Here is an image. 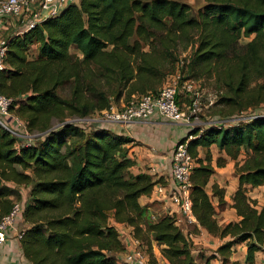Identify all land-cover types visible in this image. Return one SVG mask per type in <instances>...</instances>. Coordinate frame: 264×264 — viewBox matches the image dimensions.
<instances>
[{"label":"trees","instance_id":"trees-1","mask_svg":"<svg viewBox=\"0 0 264 264\" xmlns=\"http://www.w3.org/2000/svg\"><path fill=\"white\" fill-rule=\"evenodd\" d=\"M204 1L194 17L180 0H78L30 29L21 23L5 35L0 92L12 98L10 110L26 121L27 130L38 134L17 146L16 137L0 126V217L11 208L10 197L20 198L16 186L25 185L27 227L20 245L30 264H121L126 247L116 224L132 228L149 264H159L153 243L163 264H197L192 240L174 217L143 224L146 207L139 198L164 182L129 171L135 160L126 145L135 140L114 129L115 123L69 119L99 114L111 97L156 93L168 73L160 61L172 58L180 36L195 35L185 64L190 77L213 75L225 91L220 101L237 111L264 104V0ZM134 35L148 50L138 40L129 42ZM241 37L247 39L243 46ZM35 44L37 56L28 59ZM176 101L180 107L177 94ZM245 116L228 126L190 128L176 143L186 142L198 163L190 178L197 223L230 238L216 249L222 264L235 243L246 242L249 264L264 243V204L246 194L248 187L264 186V106ZM3 122L15 130L10 117ZM212 145L233 160L244 154L235 163L238 187L231 204L239 220L222 227L205 190L215 172ZM199 147L205 149L202 158ZM219 160L217 167L224 165ZM223 194L213 183L219 204Z\"/></svg>","mask_w":264,"mask_h":264},{"label":"built area","instance_id":"built-area-1","mask_svg":"<svg viewBox=\"0 0 264 264\" xmlns=\"http://www.w3.org/2000/svg\"><path fill=\"white\" fill-rule=\"evenodd\" d=\"M78 0H0V16L19 20L24 24V30L30 29L35 24L53 17L70 3ZM23 30V31H24ZM6 42L0 39V71L6 67L4 57L6 53ZM176 87L174 84L165 82L156 93H145L135 100L130 101L123 107H116L111 104L108 108L100 111L99 117L89 119L90 121L127 123L134 119H148L157 114L165 119L192 126L195 123L197 103L193 101L187 108L188 113L182 110L176 101ZM12 98L0 92V126L5 128L13 137L22 139L23 143H29L32 138L28 135L26 121L19 118L10 110ZM10 117L15 124V130L3 122ZM247 118V117H242ZM240 118L212 119L205 127L228 126ZM204 128V127H203ZM20 130V132H19ZM27 139H26V138ZM192 136L190 135L189 138ZM15 144L18 146L17 142ZM198 163L188 151L187 143H178L171 153L170 176L171 183H156L151 195L168 201L166 205L167 215L174 217L175 224L183 231L189 229L196 219L192 212L191 199V174ZM22 211V203L18 200L12 202L9 211L0 217V244L6 240V231L16 220ZM22 233L19 237L21 238ZM133 248L126 250L121 258L122 264H149L148 256L139 247V240L132 239ZM25 264V263H23Z\"/></svg>","mask_w":264,"mask_h":264},{"label":"rangeland","instance_id":"rangeland-1","mask_svg":"<svg viewBox=\"0 0 264 264\" xmlns=\"http://www.w3.org/2000/svg\"><path fill=\"white\" fill-rule=\"evenodd\" d=\"M184 3H186L189 6V13L197 17L198 11L201 9L202 5L205 3L204 0H180ZM4 18V17H1ZM9 21H12L16 24H21L20 21L16 19L10 18ZM16 30H19V28H16ZM0 39H4L5 35L8 33L0 32ZM161 34V32H157L156 35ZM134 40H138L140 43H142L143 48L145 50H148L147 46L144 45L145 43L142 41V39L138 36H132L129 40L130 43H132ZM195 40V35L192 38H185L183 36L179 37V40L177 42L176 48L172 51V58L167 60H161L160 64L162 67H164L165 70H167V74L163 80V83L168 82L171 84H174L176 87V93L178 97V102L180 104V107L182 110L188 113V106L193 102L196 101L197 103V111H196V118L195 123L190 128H203L207 125V122L209 120H212V118L217 117L218 119H228V118H240L239 120H242V117H246L245 115H248L250 111H252L253 108L262 107L264 104L260 105H252L251 107L244 109V110H235L236 108L229 107L228 105L224 104L220 101V98L222 94H224V90L219 88L218 82L216 78L213 75L204 74L200 77H190L189 73L186 72L185 64L187 61V57L189 55L190 50L192 49V43ZM247 39L241 37L240 41L238 42L239 45H244ZM69 52L72 54H77V56L81 57V54L73 47L69 48ZM37 56V47L36 44L32 45L28 50V59L36 58ZM162 83V84H163ZM160 85V87L162 86ZM159 87V88H160ZM67 88H64L62 94L67 95ZM135 100V97H130L129 100H125L124 95L119 97L117 100H115L114 97H111V102L116 107H123V105H126L130 101ZM15 115H17L19 118H21L15 111H12ZM92 117H99V114H91L89 117H85L79 120L78 117L74 116L73 118H70L71 121H87L91 119ZM22 119V118H21ZM56 123V121L54 120ZM28 135H31L32 137L36 136L38 134L37 131H29L27 130ZM26 138V137H25ZM27 139V138H26ZM16 142L18 145L22 144L21 137L16 138ZM135 145L133 144H127L126 147L128 149L132 148ZM216 148H214L215 151ZM216 154V152H214ZM243 152L240 153V156H238L237 160L231 159L229 156L227 157H217V159H220V162L225 163L227 160L230 162H233V173L235 174V163L241 162L243 159ZM137 161L135 160L134 166H132L129 171L133 174L142 172L144 170H148V168L145 167V169L142 167V165H145L146 158H138V155H136ZM216 163V159H215ZM216 165V164H215ZM145 172V171H144ZM147 173V172H145ZM149 174V173H148ZM150 175V174H149ZM215 183V182H214ZM26 186L23 185V188ZM223 192H226V189L224 187H220ZM205 190L207 194L210 196L212 205H213V217L217 224H219L221 227L224 226L228 222H237L239 220H231L232 212L236 214L235 209L232 210L230 208L232 204V196H231V203H226L224 200L223 203H218L217 198L216 201L213 199L212 196V185L206 186ZM246 194L251 199H254L257 201L258 205L264 204V186L261 188L256 189H248L246 188ZM223 194V199H224ZM154 198H157L155 195H151ZM23 201V199L21 200ZM163 216V213L161 211H151L147 208L144 209L142 219L143 224H149L151 222L156 221L159 217ZM237 216V214H236ZM206 230V229H205ZM188 235L190 238H193L192 240V250L191 254L194 256L196 262H204L207 258H209L211 261L212 255H216L217 257H221L218 253H216V249L218 246L226 242L227 240H230L228 236L221 238L218 235L210 234L207 230L206 232H203V235L201 234L200 230H197L194 226H189V229L187 230ZM122 239H125L127 232H120L119 234ZM146 235V234H145ZM151 234H149L150 236ZM197 239V240H196ZM125 241V240H124ZM145 242V241H143ZM153 243V242H152ZM155 244V243H154ZM156 245V244H155ZM144 248L146 249L145 244L143 243ZM245 248L247 249L246 242H238L235 243L232 248ZM154 247V246H153ZM231 248V249H232ZM231 251V250H230ZM228 254V253H227ZM123 255V253H122ZM122 256L119 258L120 263L122 264L121 260ZM212 258V259H211Z\"/></svg>","mask_w":264,"mask_h":264},{"label":"crops","instance_id":"crops-1","mask_svg":"<svg viewBox=\"0 0 264 264\" xmlns=\"http://www.w3.org/2000/svg\"><path fill=\"white\" fill-rule=\"evenodd\" d=\"M0 16V32L10 33L18 31L16 28L21 27V24H16L12 21H9L10 18ZM1 35V34H0ZM114 129H117L118 132H122L125 135L132 137L135 140V145L129 149V155L137 161L136 155L138 158H146L145 165L142 167L148 170L145 172L152 175L154 179L162 177V182L164 184L171 183L170 176V161L171 153L174 146L179 139L186 136L187 132L190 129V126L185 125L180 122L171 121L165 119L157 114L149 117L148 119H134L127 123H116L113 126ZM214 145L210 146L209 151L212 155V165L215 168L214 174L210 177L207 186H211L214 182L219 187H224L226 192L224 193V200L226 203H231V196L238 187L237 176L233 173V162L226 161L223 166L217 167L215 165V159L217 157H227L228 155ZM216 152V154H214ZM205 149L202 147L198 148V157H203ZM142 171V172H144ZM14 187V184H9ZM263 186V185H262ZM262 186L257 187H248V189L261 188ZM20 198L10 197L11 200H18L21 203L24 201V198L27 196L28 188H23V185L16 186ZM23 199V201H21ZM216 201V197H213ZM139 203L145 206L148 210L161 211L163 215L167 214L166 205H169L168 201H163L161 198H154L151 195L141 196L139 198ZM231 210L233 209L230 208ZM231 220H238V216L232 212ZM116 229L118 233L124 232L126 235L125 239H122V242L125 244L126 250H129L134 247L132 244V228L130 226L116 224ZM197 228V230L206 232L197 221L192 225ZM27 227V224L23 220L22 211L16 217L15 223L8 228L6 231V240L0 244V264H30L22 254V248L20 245V233L22 230ZM186 232V230H183ZM119 237H121L119 235ZM193 240V238H191ZM125 240V241H124ZM197 240V239H196ZM153 252L157 257L159 264H163L164 261L160 257L159 248L153 243ZM246 249L232 248L228 255L225 257V262L223 264H249L246 263ZM197 264H222L221 257L215 256L208 263L198 262ZM251 264H264V243L261 250H258L254 253V261Z\"/></svg>","mask_w":264,"mask_h":264}]
</instances>
